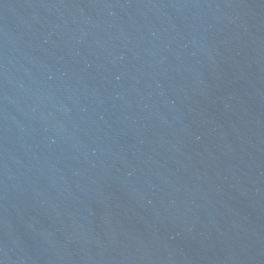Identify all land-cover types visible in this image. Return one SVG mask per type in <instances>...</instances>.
Here are the masks:
<instances>
[{
    "label": "water",
    "instance_id": "95a60500",
    "mask_svg": "<svg viewBox=\"0 0 264 264\" xmlns=\"http://www.w3.org/2000/svg\"><path fill=\"white\" fill-rule=\"evenodd\" d=\"M0 264H264V0H0Z\"/></svg>",
    "mask_w": 264,
    "mask_h": 264
}]
</instances>
